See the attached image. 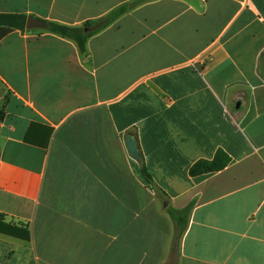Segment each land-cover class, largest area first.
Here are the masks:
<instances>
[{"label": "crops", "instance_id": "crops-1", "mask_svg": "<svg viewBox=\"0 0 264 264\" xmlns=\"http://www.w3.org/2000/svg\"><path fill=\"white\" fill-rule=\"evenodd\" d=\"M119 7L83 53L0 41V214L30 236L0 233V264H264V0H0L77 28Z\"/></svg>", "mask_w": 264, "mask_h": 264}, {"label": "trees", "instance_id": "trees-1", "mask_svg": "<svg viewBox=\"0 0 264 264\" xmlns=\"http://www.w3.org/2000/svg\"><path fill=\"white\" fill-rule=\"evenodd\" d=\"M124 11V7H119L97 22L93 24L87 22L82 27L78 28L60 25L53 22H44V30L50 34L72 40L76 44L79 52L83 53L85 51V43L88 37L108 26L117 17L123 14ZM25 23V15L0 13V41L14 30L24 31ZM84 29H87L86 33L84 32ZM2 116L3 113L0 112V119L2 118ZM229 161V157L224 152L217 151L212 160H199L194 163L189 170V174L191 176H200L204 174L216 173L224 169L228 165ZM140 172L148 185H150L152 190H154V192L162 193L160 190L154 187L153 182L143 165L140 166ZM191 209L192 204H189L187 207L180 210L166 207V213L173 221L176 232L178 234H182L185 231ZM0 233L26 241H28L30 237L29 232L26 228L5 223L4 216L1 214Z\"/></svg>", "mask_w": 264, "mask_h": 264}, {"label": "water", "instance_id": "water-1", "mask_svg": "<svg viewBox=\"0 0 264 264\" xmlns=\"http://www.w3.org/2000/svg\"><path fill=\"white\" fill-rule=\"evenodd\" d=\"M44 28H45L44 22L37 20L31 16L26 18L25 30L44 29ZM84 32H86V29H84ZM126 148L131 158H133L136 161L140 160L139 151L136 146V142L133 140L132 137L126 138Z\"/></svg>", "mask_w": 264, "mask_h": 264}, {"label": "rangeland", "instance_id": "rangeland-1", "mask_svg": "<svg viewBox=\"0 0 264 264\" xmlns=\"http://www.w3.org/2000/svg\"><path fill=\"white\" fill-rule=\"evenodd\" d=\"M154 195L156 196L157 200H159L160 203H162V199H161V197H160V196H157V193H156V192H154Z\"/></svg>", "mask_w": 264, "mask_h": 264}]
</instances>
